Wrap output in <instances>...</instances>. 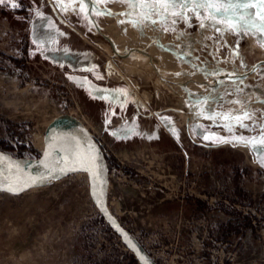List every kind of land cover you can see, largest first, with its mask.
I'll use <instances>...</instances> for the list:
<instances>
[{"label": "rangeland", "instance_id": "1", "mask_svg": "<svg viewBox=\"0 0 264 264\" xmlns=\"http://www.w3.org/2000/svg\"><path fill=\"white\" fill-rule=\"evenodd\" d=\"M15 2L0 4V154L19 170L0 165V183L45 180L0 191V264H142L135 250L147 264H264L262 157L219 142L264 129L257 36L201 28L179 7L151 14L148 29L147 9L127 2L85 0L83 12L80 0ZM79 133L96 148L107 213L89 173L38 168L64 144L84 150Z\"/></svg>", "mask_w": 264, "mask_h": 264}, {"label": "snow or ice", "instance_id": "2", "mask_svg": "<svg viewBox=\"0 0 264 264\" xmlns=\"http://www.w3.org/2000/svg\"><path fill=\"white\" fill-rule=\"evenodd\" d=\"M13 8L19 7L20 5L15 2V0H9ZM105 2H127L130 8H141L147 9V13H141L140 15L144 20H150L151 14L167 13L169 10H174L177 7L181 8L182 11L176 13L173 11V15H180L184 17L185 11H191L194 16L201 20L200 27L204 28L206 26L205 21L212 26L217 32H227L231 31L234 34L240 35L242 33H248L256 35L258 42L264 47V0H144L140 3L139 0H105ZM5 3V0H0V4ZM57 3L67 10L61 3V0H57ZM85 0H80V11H85ZM251 9H257L256 12L250 11ZM75 10V9H73ZM207 11L208 15L203 16V13ZM96 14H105L99 11ZM151 23L155 24V20H151ZM134 26L136 22L133 21ZM224 24L225 27L221 28L218 25ZM176 75H181L177 73ZM207 100V98H205ZM239 103V101H236ZM244 118H248L247 113H243ZM226 118H231L230 116ZM239 117L237 120L239 122ZM110 122V121H108ZM228 127V126H226ZM240 127H247L243 123H240ZM231 128L229 127V131ZM175 134V133H174ZM204 139H208L207 136ZM221 143H233L242 146H251L253 150L262 157L259 162L264 166V129H262L261 135L253 137L251 139L241 137H234L233 140L221 139ZM47 156V153H46ZM97 155L94 146L89 145V149L86 152H80L78 150L74 151L73 158L66 160L65 163L68 166V170L84 171L89 173V175L95 181L97 177ZM7 164L9 167H15L19 170V165L15 164L10 160V158L5 157L0 154V165ZM46 168L50 167L49 164L45 163ZM64 172L65 169H60ZM45 180L44 176L39 178L30 177L28 182L20 183L19 181L9 183L5 186L0 183V191H9L13 194H19L26 188L35 186L42 183ZM96 183L93 184V195L98 198ZM102 194V192H101Z\"/></svg>", "mask_w": 264, "mask_h": 264}, {"label": "bare ground", "instance_id": "3", "mask_svg": "<svg viewBox=\"0 0 264 264\" xmlns=\"http://www.w3.org/2000/svg\"><path fill=\"white\" fill-rule=\"evenodd\" d=\"M148 21V20H147ZM150 22V21H149ZM124 23V22H123ZM119 25V24H118ZM126 25H127V23H126ZM122 26V25H121ZM127 27V26H126ZM122 31H124V30H122ZM124 36V35H123ZM111 41V40H110ZM113 43V48L115 49V53L118 55V56H126V55H124L125 54V52L124 51H121L120 52V50H117L116 48V45H115V43H114V41L112 42ZM111 43V44H112ZM129 44H131V45H133L132 46V48H137L136 49V51L137 50H139V52H140V50H142L143 49V52L148 56V57H150V59H151V64H150V66H152L153 68H155V70H159V68L158 67H160V65L158 64V61L154 58V55H152L146 48H145V46H144V43H143V41H137V40H134V41H130V42H128ZM127 43V44H128ZM128 52V51H127ZM139 52H134V54H131L130 52H129V54H127V56H129V57H126L125 59L127 60V58H128V60L129 61H133V59L137 56V54L139 55ZM140 58V57H139ZM140 60V59H139ZM142 60V59H141ZM134 63H136V61L134 62ZM138 63V62H137ZM141 64V63H140ZM148 65V64H147ZM149 66V65H148ZM212 73V72H211ZM235 73H237V72H235ZM239 74V73H238ZM212 75V74H211ZM214 76H215V74H213ZM226 75H228V74H226ZM225 75V76H226ZM236 75V74H235ZM220 76V75H219ZM161 78L163 79L162 81H164L165 79L162 77V75H161ZM165 83V82H164ZM185 91H186V93L187 94H189V95H197L198 94V92H199V90H198V88L196 87V86H193V85H190L189 87H187V88H185L184 89ZM221 91V90H220ZM145 93V92H144ZM190 103H191V101H190ZM194 103V102H193ZM195 103H197V102H195ZM195 103H194V105H195ZM199 103V102H198ZM199 105V104H198ZM203 105V104H202ZM201 105V106H202ZM205 105V104H204ZM195 107H196V109H197V105H195ZM193 109H195V108H193ZM198 109H200V108H198ZM201 110H202V108H201ZM205 113V112H204ZM79 135L81 136V134L79 133ZM71 137H74L73 139H75V140H77V142H79L78 140H80V138H78V136H71ZM82 138H83V136H81ZM69 138H70V136H69ZM84 139V138H83ZM82 140V139H81ZM81 144V146H83V148H84V150H82L81 152H86V151H88V149H89V145H92L91 143H88L85 139L84 140H82V142H80ZM71 144V143H70ZM74 144V143H73ZM76 144V143H75ZM65 145V144H64ZM63 145V146H64ZM59 147V148H54V151H53V153L50 155L51 157L50 158H48V159H46V161L44 162V163H42V165H40L38 168H39V170L40 169H42L43 170V172H45L47 169H50L51 167H52V169H55V170H59L60 171V169H65V170H68V166L66 165V163H65V161L66 160H69V159H71V158H73V153H74V151H73V149L71 150V149H69V148H66V147ZM93 146V145H92ZM95 148V147H94ZM77 149V148H76ZM96 149V148H95ZM96 155H97V151H96ZM45 163H47V164H49L50 165V167H48V168H46L44 165H45ZM30 164V163H29ZM29 169H30V167H29ZM33 169V168H32ZM34 171H36V166L34 167ZM30 172V171H29ZM26 175H28V174H26ZM16 176V175H15ZM29 176V175H28ZM36 176L37 175H31L30 177H35L36 178ZM26 177V176H25ZM30 177H28L27 179H23V177L21 176V175H19L18 177H14V178H12L10 181H8L7 183H4V185L5 186H8V184L9 183H12V182H16V181H19L20 183H24V182H28L29 181V178ZM98 180V179H97ZM96 185H98V183H97V181H96ZM99 194V201H100V204H101V206H102V209L104 210V212H106L107 213V208H106V206H105V203H104V197H103V194H101V192H98ZM108 213H109V211H108Z\"/></svg>", "mask_w": 264, "mask_h": 264}, {"label": "water", "instance_id": "4", "mask_svg": "<svg viewBox=\"0 0 264 264\" xmlns=\"http://www.w3.org/2000/svg\"><path fill=\"white\" fill-rule=\"evenodd\" d=\"M75 141H77V140H75ZM97 157H98V155H97ZM90 183H91V188H92V190H93V184L96 183V179H95V181H94L93 178L90 176ZM5 192H9V191H5ZM9 193H11V192H9ZM12 194H13V193H12ZM95 202H96L97 207H98L100 210L104 211V210L102 209L101 204H100L99 198L96 197ZM106 215H107V217L111 220L112 225H113L115 228H117L118 230L124 232L123 228L121 227V225H120L119 223H117L116 221H114L113 218H112L110 215H108V214H106ZM124 233H125V232H124ZM135 251H136V254L138 255L140 261L142 262V264H147L146 261H145V260L141 257V255L139 254L138 250H135Z\"/></svg>", "mask_w": 264, "mask_h": 264}, {"label": "crops", "instance_id": "5", "mask_svg": "<svg viewBox=\"0 0 264 264\" xmlns=\"http://www.w3.org/2000/svg\"><path fill=\"white\" fill-rule=\"evenodd\" d=\"M97 1V0H96ZM132 17V16H131ZM138 17V16H137ZM139 23L141 24V27H146V28H151L154 26L153 23H151L150 20H144V19H141V20H138ZM150 21V22H149ZM150 31V30H149ZM102 34V33H101ZM113 42V41H112ZM149 51L154 55V58L159 62V59L156 57L154 51L152 49L149 48Z\"/></svg>", "mask_w": 264, "mask_h": 264}, {"label": "trees", "instance_id": "6", "mask_svg": "<svg viewBox=\"0 0 264 264\" xmlns=\"http://www.w3.org/2000/svg\"><path fill=\"white\" fill-rule=\"evenodd\" d=\"M245 224H246V226H248V227H252L251 223H249V222H247V223H245ZM230 229L233 230V231H236V230H238V229H240V228H238V226H236V225H232V224H230Z\"/></svg>", "mask_w": 264, "mask_h": 264}, {"label": "flooded vegetation", "instance_id": "7", "mask_svg": "<svg viewBox=\"0 0 264 264\" xmlns=\"http://www.w3.org/2000/svg\"><path fill=\"white\" fill-rule=\"evenodd\" d=\"M127 17V16H126ZM127 19H128V17H127ZM145 47L147 46L146 44L144 45ZM150 48V47H149ZM146 49H148V47H146Z\"/></svg>", "mask_w": 264, "mask_h": 264}]
</instances>
